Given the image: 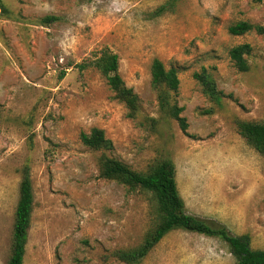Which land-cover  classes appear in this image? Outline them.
<instances>
[{
  "label": "rangeland",
  "instance_id": "1",
  "mask_svg": "<svg viewBox=\"0 0 264 264\" xmlns=\"http://www.w3.org/2000/svg\"><path fill=\"white\" fill-rule=\"evenodd\" d=\"M0 264L11 245L21 169L33 208L23 264H125L112 252L137 246L157 220L149 192L100 174L103 155L136 171L171 159L189 214L247 233L264 249V157L237 123L264 122V36L231 35L246 20L264 24V0H1ZM162 7L160 11L159 8ZM46 15L56 20L41 22ZM249 43L248 69L228 51ZM102 48L138 97L135 118L92 64ZM175 68L168 92L186 123L161 110L151 63ZM216 87L204 90L193 73ZM102 129L110 150L81 132ZM139 264H235L227 244L195 232H168Z\"/></svg>",
  "mask_w": 264,
  "mask_h": 264
},
{
  "label": "trees",
  "instance_id": "2",
  "mask_svg": "<svg viewBox=\"0 0 264 264\" xmlns=\"http://www.w3.org/2000/svg\"><path fill=\"white\" fill-rule=\"evenodd\" d=\"M255 1L260 2L262 0ZM0 8H3L1 0ZM159 10L161 11L162 7ZM55 20V16L46 15L41 19V22L48 24ZM252 30L264 36V24H252L246 20H239L228 27V32L231 35H243ZM250 52L251 45L241 43L232 46L228 54L236 67L241 71H245L248 69L245 56L249 55ZM92 64L104 75L110 90L114 93V97L125 105L127 116L135 118L138 110V97L132 88L125 85L119 74L117 54L108 48H102ZM150 73L152 84L159 90L158 100L161 110L178 120L181 129L185 130L184 118L179 116L182 110L181 107L170 104L168 99V92L175 91L178 88L179 79L176 69H166L159 59L154 58ZM193 77L202 84L205 91L210 93L216 91L213 80L205 71L193 73ZM237 128L246 142L264 157V122L241 120L237 123ZM80 140L85 146L94 150L112 149V141L98 127L90 128L89 132H81ZM100 174L102 177L116 180L132 190L139 189L149 192L155 203L157 220L153 227L137 246L114 250L112 255L118 261L125 264H139L168 232L183 230L220 238L227 244L229 252L235 259V264H264V249L253 248L249 234H231L225 226L187 212L184 201L177 189L175 167L171 159L159 160L149 166L146 171H136L115 158L103 155L100 160ZM33 199L30 168L29 165L25 164L21 169L10 252L5 264H23Z\"/></svg>",
  "mask_w": 264,
  "mask_h": 264
}]
</instances>
